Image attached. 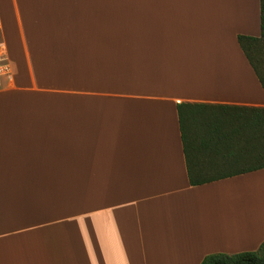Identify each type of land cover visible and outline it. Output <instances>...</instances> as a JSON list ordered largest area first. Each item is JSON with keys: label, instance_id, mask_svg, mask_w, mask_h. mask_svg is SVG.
<instances>
[{"label": "crops", "instance_id": "crops-1", "mask_svg": "<svg viewBox=\"0 0 264 264\" xmlns=\"http://www.w3.org/2000/svg\"><path fill=\"white\" fill-rule=\"evenodd\" d=\"M240 35L260 0H0V264L259 250L264 169L192 186L177 109L264 107Z\"/></svg>", "mask_w": 264, "mask_h": 264}, {"label": "trees", "instance_id": "trees-1", "mask_svg": "<svg viewBox=\"0 0 264 264\" xmlns=\"http://www.w3.org/2000/svg\"><path fill=\"white\" fill-rule=\"evenodd\" d=\"M261 36L238 42L264 90V0ZM178 118L190 184L199 186L264 169V107L183 102ZM201 264H264L259 250L212 254Z\"/></svg>", "mask_w": 264, "mask_h": 264}, {"label": "built area", "instance_id": "built-area-1", "mask_svg": "<svg viewBox=\"0 0 264 264\" xmlns=\"http://www.w3.org/2000/svg\"><path fill=\"white\" fill-rule=\"evenodd\" d=\"M13 74L12 65L7 57L0 52V89L5 79H11Z\"/></svg>", "mask_w": 264, "mask_h": 264}, {"label": "rangeland", "instance_id": "rangeland-1", "mask_svg": "<svg viewBox=\"0 0 264 264\" xmlns=\"http://www.w3.org/2000/svg\"><path fill=\"white\" fill-rule=\"evenodd\" d=\"M8 59V58H7ZM9 60V59H8ZM10 62V61H9ZM11 63V62H10ZM262 184H264V180L262 181L261 179L260 180H254V181H249V182H247L245 185L247 186H249L250 188H253V189H258V187H260V186H262ZM251 190V189H250ZM263 196L261 197V199H260V204H262L263 203ZM258 204H259V200L258 201H256V199H250V202H249V208L250 209H256L257 207H258ZM255 224H258V223H256L255 222ZM253 225V224H252ZM252 225H250L249 226V228L248 229H250L251 231L253 230V228H252ZM258 226V225H257Z\"/></svg>", "mask_w": 264, "mask_h": 264}, {"label": "bare ground", "instance_id": "bare-ground-1", "mask_svg": "<svg viewBox=\"0 0 264 264\" xmlns=\"http://www.w3.org/2000/svg\"><path fill=\"white\" fill-rule=\"evenodd\" d=\"M257 223H258V222H257ZM252 228H254V226H252ZM235 231H237V230H235ZM249 231H251V230L248 229V228H246L245 230H242V231L239 232V233H236V232H235V235H236V236H237V235H245L246 233L248 234Z\"/></svg>", "mask_w": 264, "mask_h": 264}]
</instances>
